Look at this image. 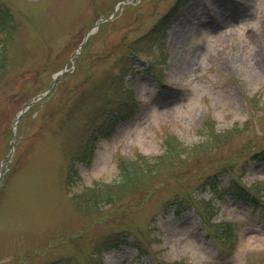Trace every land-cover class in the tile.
Returning a JSON list of instances; mask_svg holds the SVG:
<instances>
[{
    "label": "rangeland",
    "instance_id": "374dc122",
    "mask_svg": "<svg viewBox=\"0 0 264 264\" xmlns=\"http://www.w3.org/2000/svg\"><path fill=\"white\" fill-rule=\"evenodd\" d=\"M0 7V264H264V0Z\"/></svg>",
    "mask_w": 264,
    "mask_h": 264
},
{
    "label": "trees",
    "instance_id": "16d2710c",
    "mask_svg": "<svg viewBox=\"0 0 264 264\" xmlns=\"http://www.w3.org/2000/svg\"><path fill=\"white\" fill-rule=\"evenodd\" d=\"M170 19V13H167L160 22L157 23V25L154 28V34L155 37H160L159 40L164 38L165 35V30L166 26L168 24V21ZM6 26H11L10 22V15L7 12L6 9L0 7V30L2 28H5ZM135 112V109L130 111V112H121V113H116L113 115L111 118L113 124H117L118 122L122 120H127L129 119L133 113ZM87 143L90 144L92 140L90 137H87ZM164 147H165V152L161 155L160 159L157 161L159 163L155 165H151L154 163L149 164L148 161H145L143 158H139L141 160L137 161L138 162L137 166H130L129 164H119L118 167V183H112L113 187L115 185H118L117 187H123L127 188V186H132L133 184H138L141 181H146L147 177L153 176L158 173L156 167H158L162 163H167L170 164V168L173 167L174 161L182 154L180 151V148L182 147L181 144H178L176 146H173L171 143H166V139L163 142ZM82 145V142H81ZM261 153V152H260ZM260 153L256 152L255 155L251 156V159H259ZM88 154V157H87ZM90 154L91 151H75L73 154V159L79 161L82 164L88 165L90 163ZM88 158L85 160V158ZM143 160V161H142ZM145 161V162H144ZM150 161V160H149ZM147 166V167H146ZM110 189V187H108ZM118 237L114 240H117ZM108 240L105 238L102 241V244H106ZM109 242V241H108Z\"/></svg>",
    "mask_w": 264,
    "mask_h": 264
}]
</instances>
